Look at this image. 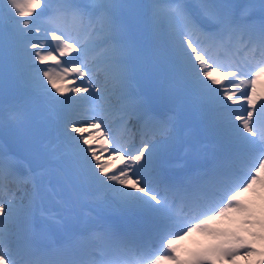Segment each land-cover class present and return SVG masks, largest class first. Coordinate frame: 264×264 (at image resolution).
<instances>
[{
    "label": "snow or ice",
    "instance_id": "obj_1",
    "mask_svg": "<svg viewBox=\"0 0 264 264\" xmlns=\"http://www.w3.org/2000/svg\"><path fill=\"white\" fill-rule=\"evenodd\" d=\"M146 31L162 77L151 95L132 87ZM238 49L250 58L218 55ZM9 73L38 103H0V136L20 152L0 149V264H264V0H0V100ZM177 101L214 145L180 180L169 174L177 117L166 108ZM113 111L125 142L111 133ZM53 155L55 178L42 163ZM85 197L100 218L86 233ZM128 219L136 226L122 227ZM193 233L206 243L182 250Z\"/></svg>",
    "mask_w": 264,
    "mask_h": 264
},
{
    "label": "rangeland",
    "instance_id": "obj_2",
    "mask_svg": "<svg viewBox=\"0 0 264 264\" xmlns=\"http://www.w3.org/2000/svg\"><path fill=\"white\" fill-rule=\"evenodd\" d=\"M144 0H142L143 2ZM81 3H88L89 0H80ZM145 3V2H144ZM43 11V8L41 9H37V12H41ZM43 19V18H42ZM44 27H50L49 25H43ZM45 36H43V34L39 35L38 39H40L42 42H46V44H51L54 46V42L51 41L50 36L44 34ZM144 42H145V52H144V57H143V61L142 62H138L136 65V69L134 72V82H135V86H134V90L139 92L140 89L146 85L148 86L150 93L154 94L157 90H158V86H159V81L160 79H162V77L160 76V74L156 71V69L152 66V64L149 62V57L151 56V52H152V38H151V34L149 32H145L144 35ZM73 56H76V53L72 54ZM92 56L97 57L98 59H102L103 58V45L102 44H98V46L93 50V52L91 53ZM64 59H68V58H64ZM98 79L100 81V83L97 85L98 87H106L107 88V95L112 96L113 94V82L111 81V79H108L107 82L105 83V75L103 72H98ZM231 79V78H230ZM77 83H79V81H77ZM22 91H25L20 79L18 77H16L14 74L9 73L8 79H7V85H6V89L4 92V97L2 100H0V103H3L6 107L11 106L13 104L16 103V101L14 100H9L12 99L13 97L16 98L20 97L22 95H19V93H21ZM242 91L246 92L247 89L244 88ZM264 94V81L258 82L257 84V95H261ZM69 95H71L69 93ZM9 100V101H8ZM261 102L264 101H257V108L259 107V104ZM34 103H38L36 100H34L31 104ZM100 103H103V100L100 101ZM112 103L115 105V107L118 109L119 106L118 104H116V100L115 97L112 96ZM29 104V105H31ZM170 104V103H169ZM174 104H178L179 105V110H177V123H176V142L174 145H170L169 147V156L175 154L178 150H181V153L184 155V157L187 159L188 162L193 163L197 161L202 162V160H204L203 158L206 157V153L210 150V146L206 145H199V140L200 139H208L209 143L211 140V136L209 133H207L201 122H200V117L198 116L197 112L191 108L186 102L183 101H177ZM169 105H166V108H168ZM233 107H246V103L242 100L240 105H233ZM45 115H48L47 110L45 109ZM254 118L259 119L257 113H254ZM119 119V116L117 114V111H113L112 113L109 114L108 117V125L111 129V133H113L116 121ZM193 123L195 129H190V130H186V131H181V127L187 124ZM94 131V130H93ZM196 133V136L194 135ZM87 135V134H86ZM121 135V134H120ZM120 135L118 136L122 142L127 141V137L125 139V141H123V136L120 137ZM48 138V137H47ZM53 138V137H52ZM3 140L0 141V149H4L5 147H9L12 148L13 150L19 152V148L18 145H16V143L13 141V139L9 136V137H2ZM156 140L158 141H164L166 138L164 136H156L155 137ZM183 139V140H182ZM51 140V139H50ZM135 142L138 144L140 142V138L135 137ZM195 141L197 148L199 149L198 155H194L193 154V149H192V142ZM93 147H97V144L94 142L93 143ZM206 150V151H205ZM206 152V153H205ZM107 154H105L106 156ZM201 160H198L200 159ZM51 159H57L55 155H53V157L46 159L47 161L51 160ZM45 160V161H46ZM39 163V161H33L32 166H37ZM110 163L112 164H119V161L113 160ZM179 167H182V165H179ZM53 175V174H52ZM84 204L88 207L89 209V214L92 216L91 218L93 219H98L97 216H95L94 214H92V212L90 211V207L92 206V204L90 203V198L89 197H85L84 198ZM179 246L181 247V249H192V248H196L199 245L206 243L205 238L203 236H201L199 233H193L191 237L187 238L184 241H180L178 242ZM238 264H244L243 260L238 261Z\"/></svg>",
    "mask_w": 264,
    "mask_h": 264
}]
</instances>
